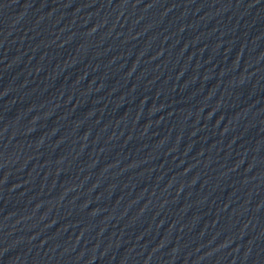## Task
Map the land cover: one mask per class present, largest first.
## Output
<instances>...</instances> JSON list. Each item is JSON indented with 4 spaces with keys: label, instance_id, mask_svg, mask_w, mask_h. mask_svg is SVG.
Listing matches in <instances>:
<instances>
[{
    "label": "water",
    "instance_id": "1",
    "mask_svg": "<svg viewBox=\"0 0 264 264\" xmlns=\"http://www.w3.org/2000/svg\"><path fill=\"white\" fill-rule=\"evenodd\" d=\"M0 264H264V0H0Z\"/></svg>",
    "mask_w": 264,
    "mask_h": 264
}]
</instances>
